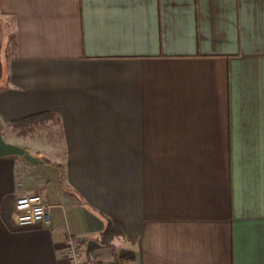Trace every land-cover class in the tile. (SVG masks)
I'll return each mask as SVG.
<instances>
[{"label":"crops","instance_id":"obj_1","mask_svg":"<svg viewBox=\"0 0 264 264\" xmlns=\"http://www.w3.org/2000/svg\"><path fill=\"white\" fill-rule=\"evenodd\" d=\"M0 122V264H264V0H0Z\"/></svg>","mask_w":264,"mask_h":264},{"label":"built area","instance_id":"obj_2","mask_svg":"<svg viewBox=\"0 0 264 264\" xmlns=\"http://www.w3.org/2000/svg\"><path fill=\"white\" fill-rule=\"evenodd\" d=\"M50 205L43 195L23 196L17 199L14 207V217L18 224L30 225L35 223H50ZM66 258L69 264H86L84 262L81 240L68 234L66 239Z\"/></svg>","mask_w":264,"mask_h":264},{"label":"trees","instance_id":"obj_3","mask_svg":"<svg viewBox=\"0 0 264 264\" xmlns=\"http://www.w3.org/2000/svg\"><path fill=\"white\" fill-rule=\"evenodd\" d=\"M50 116H53V115L50 113L33 115L25 119L13 122V125L17 128H23L24 132H28L32 134L33 132L38 131L39 125H41L43 122H46L45 120L49 118ZM52 132L53 133L57 132V134L59 135L61 134L60 130L58 131L56 130L55 132L54 131ZM118 229H119V226L117 225V223H115L114 221L110 219H106L105 229L99 235L100 242L105 246H111L112 240L114 239L115 235L118 234Z\"/></svg>","mask_w":264,"mask_h":264},{"label":"water","instance_id":"obj_4","mask_svg":"<svg viewBox=\"0 0 264 264\" xmlns=\"http://www.w3.org/2000/svg\"><path fill=\"white\" fill-rule=\"evenodd\" d=\"M0 129H1V122H0ZM11 155H17L22 156L28 161H33V158L23 149L7 144L0 133V157L4 156H11ZM95 246V242H89L87 249H86V258L90 264H95L94 256H93V250Z\"/></svg>","mask_w":264,"mask_h":264},{"label":"rangeland","instance_id":"obj_5","mask_svg":"<svg viewBox=\"0 0 264 264\" xmlns=\"http://www.w3.org/2000/svg\"><path fill=\"white\" fill-rule=\"evenodd\" d=\"M28 141H29V143H30V140L28 139ZM46 154H49V156L51 155V153L49 152H47ZM60 158L61 159V156L59 155V156H57V155H54L53 157H51L52 159H56V158Z\"/></svg>","mask_w":264,"mask_h":264}]
</instances>
